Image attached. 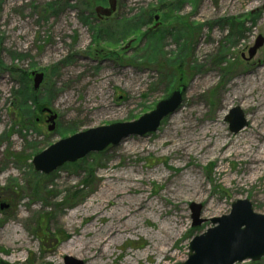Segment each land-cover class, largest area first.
<instances>
[{
    "label": "rangeland",
    "instance_id": "1",
    "mask_svg": "<svg viewBox=\"0 0 264 264\" xmlns=\"http://www.w3.org/2000/svg\"><path fill=\"white\" fill-rule=\"evenodd\" d=\"M263 4L116 0L115 10L105 17L96 15L94 7H107L108 0H0V264H64L65 256L87 264L65 247L90 225V219L73 213L84 211L105 185L107 172L130 177L136 171L139 181L132 185L149 200L142 201L147 211L135 220L134 232L97 264L162 259L156 252L148 255L155 244L148 234L157 230L160 218L173 217V197H164L167 187L200 192L188 196L177 190L180 231L169 242L175 248L165 264L185 261L191 238L211 226L210 218L227 214L232 201L247 198L256 212L264 213V165L249 176L242 154L219 151L217 134L202 130L217 125L233 148L244 140L253 150L264 145L249 131L254 118L264 130V42L253 57L247 52L257 35L264 38ZM32 71L44 73L36 95L45 103L42 108L57 115L51 131L41 121L45 111L27 101L23 113L18 109L23 84L33 87ZM180 83L182 102L156 131L130 135L48 174L34 169L33 155L60 138L135 120ZM233 107L246 120L237 133L225 120ZM185 119L188 132L179 129ZM205 134L207 146L191 151ZM167 139L182 142L183 150L159 144ZM210 149L214 154L206 155ZM136 195L129 200L139 204ZM155 203L160 218L151 211ZM190 203L201 205L200 218L205 219L196 227ZM235 264H264V256Z\"/></svg>",
    "mask_w": 264,
    "mask_h": 264
},
{
    "label": "water",
    "instance_id": "2",
    "mask_svg": "<svg viewBox=\"0 0 264 264\" xmlns=\"http://www.w3.org/2000/svg\"><path fill=\"white\" fill-rule=\"evenodd\" d=\"M116 0H108V6L98 5L94 11L98 16H109L115 10ZM264 10V4L262 5ZM157 19V16H155ZM264 38L257 35L248 49V58L263 45ZM33 89L37 90L44 73L32 71ZM184 85L178 84L165 98L159 100L153 109L137 119L114 122L88 128L60 138L42 151L33 155L31 163L38 172L48 174L67 162H74L90 152L101 151L109 145H117L130 135L142 136L157 130L160 122L172 114L182 102ZM42 111L48 113L47 130L55 127L56 113L49 107ZM228 128L237 133L246 125L239 107H233L225 116ZM191 225L196 227L205 219L200 218L201 205L190 203ZM210 227L194 235L188 244L187 259L179 264H235L244 260H259L264 256V213L253 209L249 199H236L231 202L227 214L209 219ZM64 264H82L80 260L65 256Z\"/></svg>",
    "mask_w": 264,
    "mask_h": 264
},
{
    "label": "bare ground",
    "instance_id": "3",
    "mask_svg": "<svg viewBox=\"0 0 264 264\" xmlns=\"http://www.w3.org/2000/svg\"><path fill=\"white\" fill-rule=\"evenodd\" d=\"M262 112H264V108L262 109ZM260 115L264 116V113H261ZM257 119H253L252 128L249 131L255 135L259 143H264L263 126L259 125V120ZM189 127L190 124L187 119L184 120L183 124L179 125V129L181 130L187 131V129H190ZM202 130L204 133H210L208 131L211 130V134H217L216 141L219 144V151H232L236 154H242L246 161L245 166L249 176L253 177L258 174V171L263 169L264 145L258 144L256 150H253L248 147L249 140H244V142L239 143L233 148L232 144L225 143L224 135L217 132V125H214L211 128L208 125H205ZM165 136H168V134H165ZM201 137L199 143L194 145L191 148V151L197 149L202 152V149L207 146V134ZM159 144L166 145L169 149L179 147L183 150L181 148L183 143L180 141L178 143H173L172 139H167L159 141ZM242 144H245V146L242 147ZM188 146L186 145V147ZM204 153L206 155H212L214 154V150L210 149V151ZM132 173L134 176L137 175L136 171H132ZM134 176H120L115 175L113 172H107L104 175L105 185L85 205L84 211H76L73 213L75 217L84 216L87 219H90L91 223L89 226L81 228L78 232L79 237L70 240L65 248L80 255L87 264H97L98 261L103 260L108 256L110 249L114 245H118V242L125 236V234L134 232V229L137 228L135 220L138 216L143 215L147 211V209L145 210L142 201L144 199L148 201L149 197H146L142 188H137L135 185H132V183L139 181L138 178ZM174 181L175 180H173V182ZM122 183H125V185L121 186ZM173 188L170 189L167 187L164 191L165 199H169L167 195L173 197V199L170 200L174 208L171 213L173 217L164 216L160 218L162 211L161 207L156 203L152 205L151 211L161 220L159 221L157 230L148 234L152 240H155V244L148 247V255H152V253L156 252L157 255L163 256L162 259H158L152 264H165V260L173 255L170 252L175 248L174 242H172V244H169V242L172 239L174 240L177 237V233L180 231V226H178L179 223L177 222V219H175L180 209V200L179 197L177 198L176 194L178 189H181L182 192L187 190L182 189L183 187L178 189ZM188 188V196H199L200 190L191 189L190 187ZM132 193L138 194L136 195V198L142 199L139 204H134L129 200V196H131ZM149 204H151V201ZM15 232L18 231L15 230ZM126 264L131 263L127 262Z\"/></svg>",
    "mask_w": 264,
    "mask_h": 264
},
{
    "label": "trees",
    "instance_id": "4",
    "mask_svg": "<svg viewBox=\"0 0 264 264\" xmlns=\"http://www.w3.org/2000/svg\"><path fill=\"white\" fill-rule=\"evenodd\" d=\"M52 6V3H50L48 5L49 8H51ZM24 87H23V90L21 91V96L23 98V102L22 103H18V109L19 110H22V113H23V108H25V105H26V101L29 102V105L30 107H32L33 105V109H37L39 110V112L42 110V106L45 104L43 102V100H39L38 97H37V93H36V90L33 89L32 86L28 85V84H23ZM38 153V152H37Z\"/></svg>",
    "mask_w": 264,
    "mask_h": 264
},
{
    "label": "flooded vegetation",
    "instance_id": "5",
    "mask_svg": "<svg viewBox=\"0 0 264 264\" xmlns=\"http://www.w3.org/2000/svg\"><path fill=\"white\" fill-rule=\"evenodd\" d=\"M42 113H43V114H42V119H43V120H41V121L45 122V121H46V120H45V117H46L48 114H47V112H45V113L42 112ZM36 120H37L38 122H41V121H40V118H37Z\"/></svg>",
    "mask_w": 264,
    "mask_h": 264
}]
</instances>
